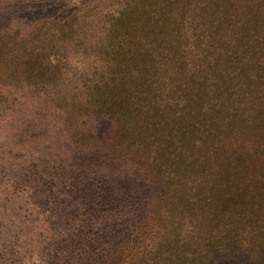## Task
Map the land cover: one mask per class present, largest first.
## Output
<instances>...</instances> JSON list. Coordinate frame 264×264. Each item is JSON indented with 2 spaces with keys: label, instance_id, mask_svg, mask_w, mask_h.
<instances>
[{
  "label": "trees",
  "instance_id": "obj_1",
  "mask_svg": "<svg viewBox=\"0 0 264 264\" xmlns=\"http://www.w3.org/2000/svg\"><path fill=\"white\" fill-rule=\"evenodd\" d=\"M108 28L125 94L94 83L82 100L108 121V194L142 231L156 221L128 239L137 262L264 264V0H124Z\"/></svg>",
  "mask_w": 264,
  "mask_h": 264
},
{
  "label": "rangeland",
  "instance_id": "obj_2",
  "mask_svg": "<svg viewBox=\"0 0 264 264\" xmlns=\"http://www.w3.org/2000/svg\"><path fill=\"white\" fill-rule=\"evenodd\" d=\"M123 1L0 0V264H140L146 245L128 239L156 234V221L142 231L136 207L108 194V121L91 120L82 100L94 83L125 94L108 88L123 78L108 55Z\"/></svg>",
  "mask_w": 264,
  "mask_h": 264
}]
</instances>
